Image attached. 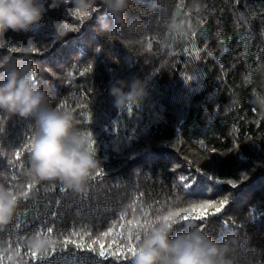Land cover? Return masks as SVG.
<instances>
[{
	"label": "trees",
	"instance_id": "trees-1",
	"mask_svg": "<svg viewBox=\"0 0 264 264\" xmlns=\"http://www.w3.org/2000/svg\"><path fill=\"white\" fill-rule=\"evenodd\" d=\"M157 2L134 0L138 8L131 14L144 21L134 36L102 32L95 17L81 24L71 16V0L29 33L0 36V57L11 54L36 65L52 105L72 111L78 127L92 134V150L102 164L80 193L59 181L33 182L28 152L19 163L14 152L29 143L34 127L0 114V183L19 193L17 216L0 232V242L18 251L25 264H131L130 256L101 260L99 243H93L103 242L106 249L112 244V235L102 234L120 223L121 214L127 229L128 220L143 223L145 213L154 220L225 196L230 203L222 213L181 223L176 231L189 224L203 226L213 238L234 231L256 250L253 264H264V114L249 102L253 88H264V0H162L160 7ZM57 21L67 23L69 33L52 43ZM31 35L40 42L39 55L10 51ZM133 77L151 80L150 97L129 116L113 106L109 85ZM212 148L216 152L207 151ZM198 166L204 174H197L188 192L178 177L194 174ZM48 227L57 244L49 255L33 258L25 240L37 230L46 234ZM66 237H83L85 248L92 244L95 251L65 247ZM0 264H12L3 250Z\"/></svg>",
	"mask_w": 264,
	"mask_h": 264
},
{
	"label": "clouds",
	"instance_id": "clouds-1",
	"mask_svg": "<svg viewBox=\"0 0 264 264\" xmlns=\"http://www.w3.org/2000/svg\"><path fill=\"white\" fill-rule=\"evenodd\" d=\"M65 0H0V36L8 31L29 33L34 26L47 23ZM72 9L86 20L97 19L99 30L110 35L134 36L144 21L132 15L138 6L134 0H71ZM157 7L163 6L158 0ZM99 13V15H97ZM110 18V19H109ZM171 27H176L175 20ZM69 33L63 22L51 26L50 36L56 43ZM35 35L22 44H13L16 52L32 53L39 45ZM99 47V46H97ZM95 51V49H94ZM113 62L115 57L109 56ZM151 80L133 77L116 80L109 85V95L118 112L129 106L141 108L150 97ZM250 103L264 114V88H253ZM52 96L36 78V65L22 62L11 54L0 57V114L31 122L34 127L29 141L27 174L33 182L59 181L74 193L87 190L93 173L102 167L97 149L88 147L86 133L78 127L79 120L68 109L53 106ZM151 107V105H148ZM159 121V114H154ZM19 193L0 183V232H6L18 213ZM185 207L168 211L169 219L155 218L142 233L131 264H253L256 250L246 247L244 236L225 230L213 238L203 226L189 224L177 232ZM57 240L36 231L25 245L40 256H46ZM12 264H25L15 249L0 242Z\"/></svg>",
	"mask_w": 264,
	"mask_h": 264
},
{
	"label": "snow or ice",
	"instance_id": "snow-or-ice-1",
	"mask_svg": "<svg viewBox=\"0 0 264 264\" xmlns=\"http://www.w3.org/2000/svg\"><path fill=\"white\" fill-rule=\"evenodd\" d=\"M71 16L78 17L79 22L81 24L86 22V18L75 12L73 9H70ZM99 14V13H97ZM64 26L69 29V25L67 23H63ZM54 43V41H52ZM49 45H41V48L47 49ZM11 52H16L17 49L15 47L10 48ZM101 49L99 47L95 48V53L99 54ZM34 55L40 54V48H36L32 52ZM91 67V64L89 65ZM69 75H72V73H69ZM186 81H190L191 77L187 76L184 77ZM129 116H132L133 114V107L129 106V108L126 110ZM91 119V117H89ZM3 131V128L0 127V132ZM87 135V141H88V147L90 149H93V145L95 144V141L92 139L91 133H86ZM32 139V138H31ZM30 139V140H31ZM239 145H237L238 148ZM29 151L30 150V144H24L21 148H17L14 152L15 160L17 163H19L22 160V152L23 151ZM207 151L213 153L216 152L215 148L207 149ZM187 159V158H186ZM170 167H173L170 165ZM203 175V170L201 167H196L195 173H189V174H180L178 177L180 185L186 189L188 192L191 191L194 184L197 182L198 175ZM96 175H102L99 171L96 173ZM211 179V177H209ZM241 179H247V175H242ZM227 183L231 184L232 187L237 186V182L233 180H228ZM29 188L32 187V185L28 186ZM63 191V188L61 189ZM20 195H26V193H20ZM230 200L227 196H225L222 199L219 200H212V199H205L201 201L200 203H190L188 207H185L183 211V215L180 217V219L183 222H189V221H199L204 222L209 218V215L211 216H217L220 213H222L226 207L229 205ZM209 209H213L211 213H209ZM146 219L143 221V223L140 222L139 219L135 220H128L127 224L129 227L125 229V223L124 216L121 214L119 217L120 223L118 225L114 224L113 227H110L106 232H104L102 235L104 237H107L109 235H112V244H116V250H112V244H109L108 248H105V244L103 242L94 241L93 243H99V251H98V257L101 260H106L108 258H114L116 260L121 259L122 257L127 258L135 255L137 244L141 238V232L145 231L147 228H149L153 220L150 217H147V213H145ZM156 218H163L165 220L169 219L168 215H158ZM118 229V230H117ZM39 235H45V236H52L53 228L48 227L46 234L43 233L41 230L36 231ZM73 235H78L77 233H73ZM119 241V242H118ZM135 241V242H134ZM63 244L65 247H67L68 244H73L75 247L86 250V251H95V248L92 244H89L86 248L83 243V237H81L80 240H70L67 237L64 239ZM55 248V247H54ZM54 248H52L54 250ZM30 254L33 258H36L40 255H38L36 252L30 250ZM49 255V253L47 254ZM46 255V256H47Z\"/></svg>",
	"mask_w": 264,
	"mask_h": 264
}]
</instances>
